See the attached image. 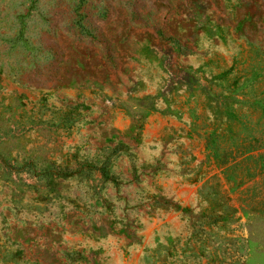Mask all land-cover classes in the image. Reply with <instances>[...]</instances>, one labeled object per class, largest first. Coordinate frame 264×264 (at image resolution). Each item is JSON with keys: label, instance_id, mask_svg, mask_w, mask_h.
Here are the masks:
<instances>
[{"label": "rangeland", "instance_id": "1", "mask_svg": "<svg viewBox=\"0 0 264 264\" xmlns=\"http://www.w3.org/2000/svg\"><path fill=\"white\" fill-rule=\"evenodd\" d=\"M0 264H264V0H0Z\"/></svg>", "mask_w": 264, "mask_h": 264}]
</instances>
